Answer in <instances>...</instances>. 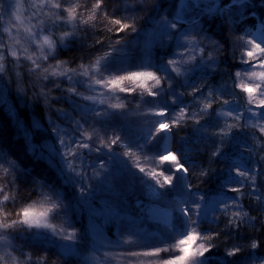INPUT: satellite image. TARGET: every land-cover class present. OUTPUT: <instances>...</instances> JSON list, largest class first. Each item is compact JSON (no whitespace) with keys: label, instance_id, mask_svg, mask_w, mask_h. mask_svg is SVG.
I'll return each instance as SVG.
<instances>
[{"label":"trees","instance_id":"1","mask_svg":"<svg viewBox=\"0 0 264 264\" xmlns=\"http://www.w3.org/2000/svg\"><path fill=\"white\" fill-rule=\"evenodd\" d=\"M178 1L143 0V2H139V0H135L134 2V0H129V8H135V11L125 13L122 0H103L102 8L96 18L88 25L80 26L87 29V38L77 40L66 48L57 49L54 58L42 63L41 68H47L49 64L55 65L57 61H67L66 67L82 71L81 64L86 66L94 64L97 59H102L105 53L110 52V44L120 47L125 43L127 44L128 61L130 64L136 65L144 57L145 43L150 40H160V21L165 19L171 21L167 8L170 10L175 8ZM94 3L95 0H88L86 8L91 9ZM249 4L254 6V10L246 9L244 20L250 25H256V22L261 21L264 15V0H249ZM77 11L83 12L85 18L91 14L85 10L83 3ZM105 12H107V17ZM250 13H255V16L249 15ZM124 16H127V19H124L123 22L132 25V27L117 34L116 28L119 26L110 21L112 18ZM238 17H233V19H238ZM196 25L204 30V35L210 36L222 44L223 50L218 54V69L214 73L201 74L197 71L189 78L191 84H195L197 88L201 89L194 94L196 97L207 96L208 89H212L211 98L215 102L209 110L210 116L198 117L200 125H196L193 120H182L171 128L169 150L174 151L178 156L187 157L188 164L186 166L190 168L189 180L194 191L215 193L219 188L217 177L220 170L226 168L227 162L219 157L213 158L212 153L217 148H222L231 156L237 157L241 154V144H248L256 156L260 173L255 182L259 191L255 195H248L252 188L250 180L245 181V187L242 189L243 195L240 197V203L243 212L247 213V217L244 218L243 223L238 222L239 227L229 228L228 219L231 212L228 216L217 213L218 221L203 223L200 230L205 234L219 233V236L212 241L215 247L210 253L205 254L211 257L209 264H222L224 260L229 261V264H251L249 256L253 251L257 257H264V200L256 198L264 196V162L259 159L261 155H264V137L258 130L250 127L243 131L234 130L232 141L220 145L217 138L210 135L217 128L216 112L227 107L223 104L225 99L238 102L240 105L247 103L246 94L232 85V81L239 82L235 76L236 71L241 69L237 40L244 33L238 24L229 25L227 16L222 18L214 13L204 14L195 23H178L182 31L194 30ZM133 28L138 31H134ZM66 30H69L67 26L54 29L55 36L59 37ZM82 35L84 34L82 33ZM96 40H101L102 44L95 45ZM117 40H120L119 45L116 44ZM172 51V46L165 39L161 43H156L151 49V59L157 65L166 63ZM0 63L4 65L3 72H0V154L4 155L6 161L15 162L19 169L15 173L10 170L9 174L5 176L3 169L0 168V184H3L5 180L11 181L13 175L17 178L15 186L9 183V187L5 189L10 196H15V203L6 202L4 211L8 213L7 221L11 223L12 220L20 219L17 212L22 207L32 205L34 202H37V207L39 206L40 195L35 182L43 181L45 184L59 189L63 194L64 203L68 205L66 214L57 215L50 222L55 225L57 232L64 229L67 234L75 233V242L65 241L57 235L54 238L55 243H47L34 239L28 234L29 230L24 225L9 229L8 232L15 238L12 240L13 246L7 248L6 251L17 257V264L25 260L24 253H32L30 264H37L41 257H45L44 264H129V261L132 264H160L161 259L171 256L169 252H161L159 257H129L121 254L128 247H131L133 251L150 250L140 247L135 242L149 239L153 234L166 235L162 226L156 222L127 217L124 214L130 210L133 200L145 197L147 192L146 185L141 184L139 180V177L144 174H140L135 165L139 164L146 171H150L155 165H158L154 153L157 147H162L161 141L165 136L163 132L160 133V137L163 139L153 141L151 147L145 149L144 152L128 146L129 143L134 144L138 137L148 131L155 132L157 121L162 119L148 114L151 106L141 105L138 108L135 102L129 103V101L139 99V90L125 101V109H108L110 114L115 112L116 115L111 116L103 128L97 126L93 136L91 127L93 117L84 116L80 109L76 108V105L92 103L83 99V96L89 95L84 88H78V94L72 95L68 91L69 85L66 79L54 77L45 79L43 72L30 73L31 62L23 57H21L19 66L11 56H6V59ZM115 66L116 64L113 62L111 67ZM132 70L137 69L133 67ZM156 74L161 77L162 87L166 91L163 96L155 99L178 112V105L172 103V94L167 91L168 82L163 78L161 72ZM172 76L175 77L172 82L173 90L176 93L183 92L182 99L189 104V111L198 113L203 104L200 100L193 101L190 84L186 83L183 77H176L175 73H172ZM56 79L61 81L60 88H56L53 84ZM42 92L48 93L47 99L41 95ZM94 94L98 95V93ZM119 95L125 96L126 94ZM69 96H71V100H69ZM145 99L153 100L154 98L145 94ZM72 101H75V104ZM117 102L119 101L109 95L105 98V104L102 107L107 109L108 104ZM65 114H67L66 117ZM224 119L229 124L239 123L242 125L244 123V121H233L231 117ZM77 120L81 121L87 136H92V140L89 141L90 146L101 148L103 153V155H98L96 151L81 150L85 153V159L89 164H96V168H88L87 175L89 177L94 176L100 169L99 161L101 159L108 160V145L114 138V134L124 138L125 142L112 146V150L118 153L123 161H127V166L122 161L114 160L109 165L111 172L105 169L96 179L85 181L84 192V195H88L87 189L92 188L90 198L92 204L99 207L106 203L114 209H119L121 214L118 216H105L103 219L94 217L90 205L88 203L81 204L79 201L81 195L79 185L68 184L64 176L61 175V159L52 151L53 145L60 148L59 139L53 134L52 128L57 126L71 130ZM84 120H87L88 123L83 124ZM36 124L39 127H34ZM220 126L227 130L226 125L221 124ZM197 127L205 128L206 131L194 132ZM85 139L87 140V137ZM101 139L105 141L103 146L100 144ZM33 147H35V151H33ZM60 151L64 150L60 148ZM126 151L129 152L128 156H124ZM244 153L248 154L247 149H244ZM181 162H184L183 158ZM192 162L195 163V166ZM76 163L79 164V161ZM245 163L251 165L252 161L248 160ZM164 167H168V165L166 164ZM157 170H159L158 167ZM202 172H207V176L201 175ZM106 174L107 179H105ZM73 179L75 180L76 177L73 176ZM144 180L155 183V181H150L147 176H144ZM14 187L18 190L13 191ZM228 194L240 195L237 193ZM2 199L3 193H0V200ZM208 207L211 208V205ZM4 219V215L0 213V220ZM97 226H99L102 236L97 233ZM20 229L24 230V237L19 236ZM30 231L35 233L37 229L33 228ZM39 231L50 232L51 230L41 229ZM118 238L132 240L134 243L125 245L124 248L108 245V241H115ZM253 240L259 244L255 250L251 249ZM152 243L155 244L157 241L152 240ZM63 245H73L74 253L71 255L65 253ZM160 246L164 247L165 245ZM235 246H240L242 251L233 257H227L226 251ZM4 251L3 246H0V254H3ZM105 251L112 254L110 258L105 259L103 255ZM61 253L65 254L61 255ZM8 259L10 261L11 258ZM256 264H259V261H256Z\"/></svg>","mask_w":264,"mask_h":264},{"label":"snow or ice","instance_id":"2","mask_svg":"<svg viewBox=\"0 0 264 264\" xmlns=\"http://www.w3.org/2000/svg\"><path fill=\"white\" fill-rule=\"evenodd\" d=\"M87 2L88 0H75V2L73 0H0V61H4L6 56H11L16 61L17 66H19L21 57H23L31 62L30 73L43 72L45 79L49 77L66 79L69 85L68 91L72 95L78 94V88H84L89 95L83 96V99L92 103L90 105H76V108H79L84 116L93 117L91 126L93 136L97 126L103 128L105 122L111 116L116 115L115 112L110 114L108 109H125V101L139 90V99L129 101V103L135 102L138 108L141 105L151 106L148 114L162 118L157 121L155 132L148 131L138 137L134 144H128L129 147H135L141 152L150 148L153 141L163 139L160 137V133H170L171 128L178 125L180 121L193 120L196 125H200V118L198 117L211 115L209 110L215 102L211 98L212 89H208L207 96L196 97L194 94L201 91V89L197 88L195 84H191L189 78L197 71L201 74L206 72L214 73L218 69V54L223 50L222 44L212 37L204 35V30L199 25H196L194 30L182 31L178 26V22L182 19L179 12L171 21L166 19L160 21V40H150L145 43L144 57L136 65L129 63L127 44L125 43L120 47L110 44V52L105 53L104 57L97 59L94 64L87 66L81 64L80 69L82 71L66 67L67 61H57L55 65L49 64L47 68L42 69V63L54 58L57 49L66 48L77 40L87 38V29L80 26L88 25L90 21L96 18L102 8L103 0H95L91 9L86 8ZM139 2H143V0H139ZM248 2L249 0H225L224 3H221V0H207L205 3L204 0H186V3L180 7L181 10L185 7H203L209 14L227 16L229 25H235L244 19L243 10L248 5ZM82 3L85 6V10L91 13L87 18L84 17L83 12L77 11ZM122 3L125 13L135 11V8H129V0H122ZM233 8L239 11L238 19H233ZM249 15L254 17L255 13H250ZM105 16L107 17V12H105ZM124 19H127V16L112 18L110 21L112 24L119 26L116 28L117 34L132 27V25L124 23ZM261 25L264 26V20L261 21ZM62 26H67L69 30L63 31L59 37H56L54 29ZM21 29L23 34H21ZM133 30L138 31L135 28ZM245 35H252L253 38L245 40ZM198 36L200 37L199 39L197 38ZM165 39L172 46L173 51L166 63L157 65L151 59V49L156 43H161ZM239 40L243 42L239 46L244 48L239 60L241 64L247 65V68L236 71L235 76L239 82L232 81V85L246 94L247 103L240 105L238 102L227 99L223 101V104L227 107L216 112L217 128L210 133V135L217 138L220 145L232 141L234 130L243 131L251 127L258 130L261 135H264V46H262L264 45V33L256 37L254 33L249 34L246 32L239 37ZM94 44H102V41L96 40ZM116 44L119 45L120 40H117ZM17 45H19V48L16 47ZM113 62L116 64L115 67H111ZM133 67L137 70H132ZM57 69L60 70L58 71ZM3 70L4 65L0 63V72H3ZM157 72H161L163 78L168 82L167 91L172 94V103L178 105V112L175 109H170L167 104H161L159 100L155 99L163 96L166 91L162 87V79L157 76ZM172 73H175L176 77H183L185 82L192 87L193 101L200 100L203 104L198 113L189 111V104L182 99L183 92L176 93L173 90L172 82L175 77L172 76ZM242 73L247 76V80L242 78ZM53 84L56 88H60L61 81L56 79ZM96 86L99 87L97 88ZM94 93H98V95ZM121 93L126 95L120 96L119 94ZM145 94L154 99H145ZM41 95L45 99L48 98V93L46 92H42ZM109 95L119 102L110 103L105 109L102 106L105 104V98ZM69 100H71V96H69ZM72 103L75 104V101H72ZM58 111L62 112L63 110ZM228 117H231L233 121H244V123L242 125L239 123L229 124L224 119ZM253 118L255 122H253ZM87 123V120L83 121V124ZM221 124L226 125L227 130L221 127ZM34 127H39V125L36 124ZM204 131L206 129L202 127L194 129V132ZM52 132L58 137L60 148L64 150L61 152L60 148H56L55 145L52 148V151L61 159V175L64 176L68 184L79 185L81 190L80 203H88L93 216L100 219L105 216L120 215L119 209H114L106 203L101 204L99 207L92 204L90 199L92 188L87 189L88 195H84V192L85 181L96 179V177L100 176L101 171L105 169L111 172L109 165L114 160L122 161L127 166V161H123L118 153L112 150V146L125 142L124 138L121 135L114 134V138L111 139L108 145V160L101 159L99 161L100 169L96 171L94 176L89 177L87 175L88 168H96V164H89L85 159V153L81 150L96 151L98 155H103V153L101 148L90 146L89 141L92 140V136H87L81 121H75L71 130L53 126ZM85 137H87V140ZM104 143L105 141L101 139L100 144L103 146ZM240 147L241 154L237 157L231 156L223 151L222 148H217L212 153L213 158L219 157L227 162L226 168L221 169L217 177L219 188L215 193L194 191L189 180L190 168L186 166L188 164L187 157L178 156L174 151L168 150L167 147H157L154 156L158 160V165H155L152 170L146 171L144 167L136 164L135 167L138 168L140 174L147 176L150 181H155V185H153L150 182H146L144 176L139 177L141 184L146 185L151 199L159 200L169 192L176 193L171 203L178 222L174 223L166 219L164 222L166 235L153 234L149 239L135 242L140 247L150 250L133 251L131 247H128L121 254L129 257H159L161 252H174L178 254L161 259L160 264H209L211 257L205 254L210 253L215 247L212 241L219 236V233L205 234L200 230L201 224L216 223L219 219L216 215L217 213L228 216L229 212H231L228 219V227H239V223H243L244 218L247 217V213L243 212L240 203L245 181L250 180L252 183L251 191L248 193L249 196H253L259 191L255 183L260 173V166L256 163V156L252 153L247 143L241 144ZM244 149H247V155H245ZM33 151H35V147H33ZM128 155L129 152L126 151L124 156ZM133 155L135 154L133 153ZM182 158L184 162H181ZM259 159L264 162V155H261ZM248 160L252 161L251 165L245 163ZM77 161H79V164L76 163ZM166 164L168 167H164ZM192 164L195 166L194 162ZM157 167L159 170H157ZM0 168L3 169L5 176L9 174L10 170L13 173L19 170L17 164L13 161H6L3 154H0ZM201 175L207 176V172H202ZM73 176L76 177L75 180ZM16 179V176L13 175L11 181L5 180L3 184H0V193H3V199L0 200V213L5 217L4 220H0V246L5 249L4 253L0 254V264H17V257L6 251L7 248L13 246L12 240L15 238L14 235L8 232L9 229L24 225L29 230L28 234L33 236L34 239L41 242L55 243L54 238L57 236V230L50 220L57 215L66 214L68 209V205L64 203L63 194L59 189L47 185L43 181H38L35 184L40 195L39 206L37 207V202H34L32 205L22 207L17 212V216L20 219L12 220L9 223L7 221L8 213L4 209L6 202L12 201L15 203V196H10L5 189L9 187V183L15 186ZM105 179H107V174ZM156 185L160 189H164L165 186L167 188L164 192H161ZM16 190L18 189L14 187L13 191ZM228 193L240 195H229ZM256 198L257 200H264V196ZM209 205H211V208L208 207ZM136 207L144 210L143 202L137 201ZM170 215L171 213H165L166 217ZM33 228L37 229L35 233L30 231ZM41 229L51 231H39ZM96 231L102 236L99 226L96 227ZM18 234L20 237H24V230L20 229ZM61 235L65 241L75 242V233L63 235V230H61ZM130 235L133 234L130 233ZM152 240L157 241V243L153 244ZM133 243L134 241L132 240H121L119 238L115 241H108L109 246L118 248H124L125 245H132ZM160 245L165 246L161 247ZM258 246V242L253 240L251 249L255 250ZM62 247L68 255L73 254L75 251L73 245H63ZM241 251L242 248L240 246H235L226 251V256L233 257ZM65 253H61V255ZM103 255L105 259H108L112 254L109 251H105ZM24 256L25 260L20 261V264H30L32 253H24ZM9 257L11 258L10 261ZM249 260L251 264H256V261H259V264H264V257H257L254 251L250 254ZM44 261L45 257H41L37 264H44ZM129 264H132V262L129 261ZM222 264H229V261L224 260Z\"/></svg>","mask_w":264,"mask_h":264},{"label":"rangeland","instance_id":"3","mask_svg":"<svg viewBox=\"0 0 264 264\" xmlns=\"http://www.w3.org/2000/svg\"><path fill=\"white\" fill-rule=\"evenodd\" d=\"M204 2L206 3L207 0H204ZM224 2H225V0H221V3H224ZM185 3H186V0H179L175 8H173L171 10H170V8H167V13H168V15L171 16V20H173L175 18V16L177 15V13L179 12L180 15L182 16V19L179 21L180 23H181V21H187V22L193 21V22H195L197 19H199V17H202L204 14L207 13L201 7L200 8L185 7L183 10H181L180 6L182 4H185ZM246 9L254 10V6H251L248 2V5L244 8L243 11H245ZM232 16L233 17L239 16L238 9H236V8L232 9ZM224 17L225 16H223L222 18H224ZM262 17L263 18L261 19V21L264 20V15ZM261 21L256 22V25H250L246 20L243 19L241 22H239L237 24H238L239 28L242 29L243 33H246L248 31L249 34H252L259 28L260 33L262 34V33H264V26L261 25ZM187 22H183V23H187ZM193 22H190V23H193ZM21 34H23L22 29H21ZM251 36L252 35H250L249 37L246 36V37H244V39L245 40L251 39ZM242 43H243L242 41L237 40L239 57L241 56L242 52L244 51V48L239 46ZM16 47L19 48L18 45ZM245 59H247V57H245ZM239 62H240V60H239ZM240 65H241V69L247 68V65H243L241 63H240ZM242 78L244 80H247V76L243 75V73H242ZM253 122H255L254 118H253ZM164 134H165L164 139L161 141L162 146H164L166 139L168 137V133H164ZM169 135H170V133H169ZM263 137H264V135H263ZM156 161L158 163V160H156ZM151 184L155 185V183H151ZM156 187L161 192H164L167 188V186H165L164 189H160L158 185H156ZM146 191L147 192H146L145 197L137 198L131 202L130 210L127 212H124V214H126L127 217H133V218H137V219L156 222L157 224L162 226V230H164V222L166 219L171 220L174 223L178 222L176 220V214L173 211V205L171 203L173 201L174 196H176V193L169 192L168 196L166 195L165 197H163L162 199H159V200H153L149 197L148 189H146ZM169 197H172V198H169ZM137 201L143 202L144 210H140L136 207ZM166 212L171 213V215L166 217L165 216ZM61 230H63V235H67V233L65 232L64 229H61ZM57 235L59 238H62L61 231H58ZM175 254H178V253L169 252V255H175Z\"/></svg>","mask_w":264,"mask_h":264},{"label":"water","instance_id":"4","mask_svg":"<svg viewBox=\"0 0 264 264\" xmlns=\"http://www.w3.org/2000/svg\"><path fill=\"white\" fill-rule=\"evenodd\" d=\"M183 22H187V21H181V23H183ZM190 22H193V21H190ZM190 22H187V23H190ZM251 38H253V37L251 36ZM257 42H259V40H257ZM262 46H264V45H262ZM162 147H167L168 150H169V148H170V137H169V133H168V137L166 139V142H165L164 146H162Z\"/></svg>","mask_w":264,"mask_h":264},{"label":"bare ground","instance_id":"5","mask_svg":"<svg viewBox=\"0 0 264 264\" xmlns=\"http://www.w3.org/2000/svg\"><path fill=\"white\" fill-rule=\"evenodd\" d=\"M256 37H259L261 35L260 33V29L258 28L255 32H254Z\"/></svg>","mask_w":264,"mask_h":264}]
</instances>
